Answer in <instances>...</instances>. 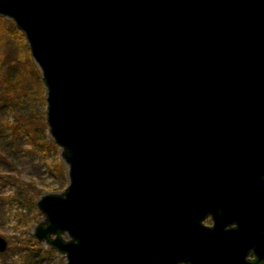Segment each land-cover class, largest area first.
I'll return each mask as SVG.
<instances>
[{
    "label": "water",
    "instance_id": "1",
    "mask_svg": "<svg viewBox=\"0 0 264 264\" xmlns=\"http://www.w3.org/2000/svg\"><path fill=\"white\" fill-rule=\"evenodd\" d=\"M0 16L67 171L34 239L66 264H264V0H0Z\"/></svg>",
    "mask_w": 264,
    "mask_h": 264
},
{
    "label": "rangeland",
    "instance_id": "2",
    "mask_svg": "<svg viewBox=\"0 0 264 264\" xmlns=\"http://www.w3.org/2000/svg\"><path fill=\"white\" fill-rule=\"evenodd\" d=\"M17 87L22 101L13 94ZM4 95L15 96L0 100V237L7 242L0 264H66L65 256L33 237L44 222L37 201L61 193L67 171L49 136L40 71L24 35L0 16V99Z\"/></svg>",
    "mask_w": 264,
    "mask_h": 264
},
{
    "label": "trees",
    "instance_id": "3",
    "mask_svg": "<svg viewBox=\"0 0 264 264\" xmlns=\"http://www.w3.org/2000/svg\"><path fill=\"white\" fill-rule=\"evenodd\" d=\"M27 58H28V60H29V57H28V55H27ZM30 62V61H29ZM22 92H21V89L19 88L18 89V87H17V89H15V93H13V94H17V96H19L21 99V101L23 100V95L21 94ZM15 95H12V96H15ZM9 96V97H8ZM8 96H6V95H4V96H2L1 97V102H4V103H8V102H12V96L11 95H8ZM14 107V106H13ZM15 108V107H14ZM19 122L20 123H22L23 121L22 120H19Z\"/></svg>",
    "mask_w": 264,
    "mask_h": 264
},
{
    "label": "flooded vegetation",
    "instance_id": "4",
    "mask_svg": "<svg viewBox=\"0 0 264 264\" xmlns=\"http://www.w3.org/2000/svg\"><path fill=\"white\" fill-rule=\"evenodd\" d=\"M201 225L204 227V225H206V226H211L212 225V222H211V220L210 219H206L205 221H204V218L201 220ZM248 259H251L252 258V255L251 254H249L248 255V257H247ZM181 264V263H180Z\"/></svg>",
    "mask_w": 264,
    "mask_h": 264
}]
</instances>
